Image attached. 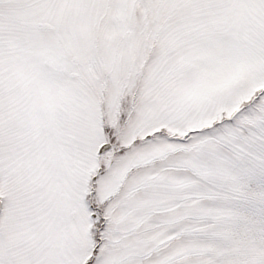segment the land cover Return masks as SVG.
Wrapping results in <instances>:
<instances>
[{
	"label": "snow or ice",
	"instance_id": "obj_1",
	"mask_svg": "<svg viewBox=\"0 0 264 264\" xmlns=\"http://www.w3.org/2000/svg\"><path fill=\"white\" fill-rule=\"evenodd\" d=\"M0 264H264V0H0Z\"/></svg>",
	"mask_w": 264,
	"mask_h": 264
}]
</instances>
